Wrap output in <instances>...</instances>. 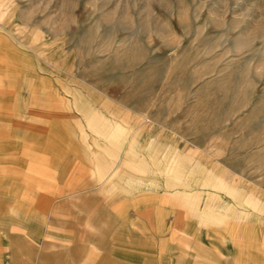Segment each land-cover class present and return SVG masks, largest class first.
Wrapping results in <instances>:
<instances>
[{
	"label": "rangeland",
	"instance_id": "obj_1",
	"mask_svg": "<svg viewBox=\"0 0 264 264\" xmlns=\"http://www.w3.org/2000/svg\"><path fill=\"white\" fill-rule=\"evenodd\" d=\"M3 171L0 264H264V0H0Z\"/></svg>",
	"mask_w": 264,
	"mask_h": 264
},
{
	"label": "crops",
	"instance_id": "obj_2",
	"mask_svg": "<svg viewBox=\"0 0 264 264\" xmlns=\"http://www.w3.org/2000/svg\"><path fill=\"white\" fill-rule=\"evenodd\" d=\"M43 143L44 144H42V146H43V148L40 150H38L37 148H38V146L39 145H36L35 144V153L34 152H32L31 154H29V153H26V152H23V151H21L23 154H25L23 157H28L29 159H33V163H32V165H35V173H37L39 170L41 171V170H46L45 172H46V174L47 175H52V172H55V168L54 167H57L58 168V170H61V168H62V165H61V161H58L56 158V156H54V152H56V142H55V140H50V141H43ZM46 147V148H45ZM12 148V147H11ZM11 148H7L8 149V151H9V149H11ZM47 150V152H44V151H46ZM126 151H127V154H129V155H133V149L132 148H128V149H126ZM10 152H12V151H10ZM18 152V151H17ZM113 153H114V151H112ZM8 153V152H7ZM12 153H14V152H12ZM3 154H1V156H2ZM101 155H102V153H101ZM120 159L118 158V160H117V162L119 161ZM104 160H103V158H101V157H99V159H98V162H96V164H99V166L100 167H102V168H104V162H103ZM136 162V161H135ZM110 163V161H108L107 162V165H106V167L108 166V164ZM139 163V162H138ZM117 165H119V163L117 164ZM123 165H124V168H131V167H133V168H135L136 167V165L137 164H135L133 161H131L130 159H128V157L125 159V161H124V163H123ZM115 168V166L113 165L112 166V169H114ZM123 168V169H124ZM123 171H127L128 172V170L127 169H124ZM136 171V170H135ZM3 175L0 177V180H3V181H6V180H8V179H10V180H12V179H14V178H12V176L11 175H9V172L7 173L6 171H3V173H2ZM61 183V182H60ZM108 184L109 183H107V186H108ZM52 189V188H51ZM53 189H55V187L53 188ZM102 189H104V187H102ZM101 189V190H102ZM119 194V193H118ZM177 208H179V206H184V207H186L187 209L186 210H191V212H192V215H194V216H197L198 217V215H199V213H200V208H199V201H198V198L195 196L194 197V195H192L191 196V198H188V197H186V196H184V195H182V194H180V192H178V195H175V196H172L171 198H168ZM132 199L130 198V197H119V195L116 197V196H112V197H110V198H108L106 201V205L107 206H109V207H111V210L109 209L108 210V212L105 210V212L108 214L109 213V211L110 212H115L113 209L115 208L116 209V212H123V213H125V211H124V208H123V206H125L126 204H128L130 201H131ZM191 201H195L196 202V205H195V207H196V209H197V211H194L193 209H191L190 207H191ZM97 205H103L104 206V204L105 203H102V201H100V202H98L97 201ZM60 204V203H59ZM66 205V203H64V206ZM56 206V205H55ZM60 206H61V204H60ZM177 208H176V210H177ZM100 209V210H99ZM97 211H96V216L98 217V216H103L104 217V210L102 209V208H99ZM175 210V211H176ZM213 211V210H212ZM115 212V213H116ZM153 212H154V209L153 208H149V209H142L141 210V212H140V214H147V215H149L150 217H152V214H153ZM177 212L180 214V210H177ZM177 213V214H178ZM182 213V212H181ZM150 217L149 218H147L148 219V223L149 224H151L152 223V221H151V219H150ZM103 221H104V218H103ZM110 221V220H109ZM108 221V222H109ZM114 220H112V223H113V225L112 224H109L108 222H106L105 224L103 223L100 227H99V229H100V231H96V232H100L99 234L98 233H96V234H93V233H89V231L88 230H83V231H81L82 233H81V235H83V236H85V237H89V236H91V237H95V238H101V243H103L105 240H106V238H109V236L110 237H112V241H113V243H117V244H119V242L118 241H121V240H123V239H126V238H128L130 235H128L129 233H127V232H131V231H133L132 233H133V235H131V236H139L140 237V233H138L139 231H148V232H152V229L151 228H153V230H154V228L156 227V225L155 224H151V226L149 227V226H147L148 228H146L145 230H136V229H129L130 227H129V224H128V221H126V222H123L122 223V225L120 226V224L119 223H117V225L116 226H114L115 224V222H113ZM133 222H135V221H133V220H131V223H133ZM176 222H179V220H176ZM112 225V226H111ZM128 229H127V228ZM151 229V230H148V229ZM107 232V234H109V235H106V233L105 234H103L104 232ZM110 233H111V235H110ZM132 233H130V234H132ZM145 233H143V235H144ZM148 236H151L150 234H148ZM138 237V238H139ZM153 237V236H152ZM124 243V242H123ZM123 243H121V244H123ZM135 243H144V244H146V242L145 241H138V240H136L135 241ZM125 245V244H124ZM147 245V244H146ZM192 254H193V252H192ZM192 261H193V264H194V262H196V260H194V259H192ZM197 264H206L205 262H199V263H197Z\"/></svg>",
	"mask_w": 264,
	"mask_h": 264
}]
</instances>
